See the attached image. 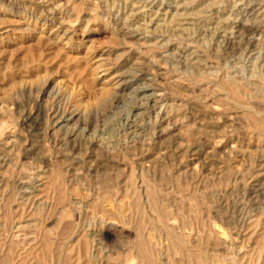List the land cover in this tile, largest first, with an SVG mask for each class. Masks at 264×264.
<instances>
[{"label":"rangeland","instance_id":"obj_1","mask_svg":"<svg viewBox=\"0 0 264 264\" xmlns=\"http://www.w3.org/2000/svg\"><path fill=\"white\" fill-rule=\"evenodd\" d=\"M0 264H264V0H0Z\"/></svg>","mask_w":264,"mask_h":264},{"label":"bare ground","instance_id":"obj_2","mask_svg":"<svg viewBox=\"0 0 264 264\" xmlns=\"http://www.w3.org/2000/svg\"><path fill=\"white\" fill-rule=\"evenodd\" d=\"M142 94V93H141Z\"/></svg>","mask_w":264,"mask_h":264}]
</instances>
